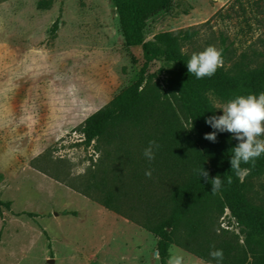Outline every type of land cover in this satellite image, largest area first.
I'll return each mask as SVG.
<instances>
[{
    "label": "rangeland",
    "instance_id": "rangeland-1",
    "mask_svg": "<svg viewBox=\"0 0 264 264\" xmlns=\"http://www.w3.org/2000/svg\"><path fill=\"white\" fill-rule=\"evenodd\" d=\"M163 34L181 36L176 49L188 60L208 46L221 49V68L235 74L236 64L255 67L264 60V0H173L171 10L146 22L142 45L131 49L123 45L112 0H0V203L9 204L0 208V264H159L155 237L134 225L150 216L142 207H157L150 200L155 185L144 182L145 171L155 170L136 165L134 132L116 122L107 138L86 144L82 125L137 80L146 49L144 112L137 120L164 128L171 168L182 155L181 176L161 184L180 187L189 179L187 162L196 148L166 89L176 69L154 41ZM206 98L215 116L222 115L226 103ZM102 188L114 197L107 200L113 212L98 203L108 194ZM244 195L253 208L251 223L264 224V174L247 181ZM201 211L212 225L195 242L214 235L212 249L226 242L231 257L246 260L242 231L229 211L216 200ZM167 215L168 207L159 209L149 228ZM180 243H186L183 232L168 259L180 253L184 264H204Z\"/></svg>",
    "mask_w": 264,
    "mask_h": 264
},
{
    "label": "trees",
    "instance_id": "trees-1",
    "mask_svg": "<svg viewBox=\"0 0 264 264\" xmlns=\"http://www.w3.org/2000/svg\"><path fill=\"white\" fill-rule=\"evenodd\" d=\"M112 2L118 18L123 45L127 49L140 47L146 22L161 12H168L173 4V0H112ZM40 6L44 8L45 5L40 4ZM55 29L54 25L52 30ZM181 39L179 35L163 34L157 36L154 41L164 47L165 62L172 64L176 69L167 78L166 89L185 117L194 137L196 155L187 162L192 169L189 179L180 187H174L168 183L165 186L161 184L163 179L168 181V178L170 179L169 183L173 184L176 176H181L182 171L179 167L182 166V155L180 154L175 158L173 168H171L169 162L174 158L169 154L168 147L163 146L164 128L156 124L146 126V121H143L142 117L137 120L138 115L144 112V108H141L144 104L143 88L147 83L146 73L150 61L149 52L146 49L143 50L144 64L139 71L137 80L115 97L107 109L95 113L84 121L82 125L84 141L86 144H90L107 138L105 136L108 135L107 129L116 122L128 124L127 130L131 128L129 130L134 132L135 149L138 157L136 165L140 168H153L155 170L152 172V176H156V183L152 182L153 177L144 182L150 185L154 184L157 189V193L150 198V200L156 199L157 207L154 208L155 205L149 204L142 207L146 210H143L144 216L151 210L150 216L145 218L144 225L140 222H136L134 225L144 228L155 237L157 241L155 253L159 264H167L168 249L175 243L176 235L181 232L185 235L186 243L185 245L181 243L177 245L204 264H209V262L217 264L209 255L215 249L223 250L224 259L221 264H264V224L251 223L250 218L254 212L244 195L247 181L264 174V155L256 160L254 167L251 164L241 165L242 168H251V172L240 181L230 164L233 148L238 143L225 132L217 133L215 143L204 139L206 133L214 131L205 123L208 117L215 115L206 98L207 95H212L221 102L227 103L237 96L258 95L264 92V60L255 67L236 64L237 72L235 74H227L222 68H219L215 75L210 78L196 79L192 73H188L187 63L189 60L180 55L176 49ZM143 48L146 47L143 46ZM146 129H152L154 135H144ZM113 137L115 136L110 137V139ZM153 140L160 147L155 153V160L149 162L143 156V151ZM124 154L129 156L130 152L125 150ZM201 167L209 173L207 183L202 178L200 179L194 171ZM218 175L224 181V185L219 192L213 194L211 192V179ZM229 176L232 177L231 184L227 183ZM100 182L103 183L105 180L93 182L91 187L99 188L100 186L97 185ZM89 183L90 180L88 179L87 185ZM166 187H168L167 190H163ZM139 189L141 190V188ZM102 190L108 194L102 195L104 199L99 200L98 203L106 211L113 212L111 204H108L107 200L114 197L103 188ZM75 191L79 192L78 190ZM79 193L86 195L83 191ZM210 200H216L223 205L229 211L235 225L241 229L243 246L248 255L246 260L231 257L229 252L233 247L226 242H222L220 246L212 249L211 239L214 235L205 236L199 243L195 242L194 239L199 234H205L207 225H212L211 221L206 222L205 213L201 211ZM2 207L8 208L9 204L0 203V208ZM166 207H168V215L160 219L162 221L153 229H150V217L157 216L159 209ZM140 208L134 207L132 209Z\"/></svg>",
    "mask_w": 264,
    "mask_h": 264
},
{
    "label": "clouds",
    "instance_id": "clouds-1",
    "mask_svg": "<svg viewBox=\"0 0 264 264\" xmlns=\"http://www.w3.org/2000/svg\"><path fill=\"white\" fill-rule=\"evenodd\" d=\"M223 66V54L221 49L208 46L204 50L193 53L187 63L188 73H192L196 79L212 77ZM222 115L210 116L205 120L214 131L206 133L204 139L215 143L217 133L228 132L239 143L233 148L230 160L231 169L238 177L250 174L251 168H242V164L255 166L258 158L264 155V92L237 96L228 101L222 108ZM160 145L156 141H150L143 151V156L152 162ZM198 177L205 183L209 181V173L202 167L194 170ZM145 176L151 178L152 170H146ZM227 183H232V177L227 178ZM211 192L216 194L221 190L224 181L220 176L211 179ZM212 260L221 264L224 259L223 250L215 249L209 253ZM167 264H184V256L180 253L171 254ZM211 264V262H209Z\"/></svg>",
    "mask_w": 264,
    "mask_h": 264
},
{
    "label": "water",
    "instance_id": "water-1",
    "mask_svg": "<svg viewBox=\"0 0 264 264\" xmlns=\"http://www.w3.org/2000/svg\"><path fill=\"white\" fill-rule=\"evenodd\" d=\"M154 256L157 258V254L156 253H154Z\"/></svg>",
    "mask_w": 264,
    "mask_h": 264
}]
</instances>
